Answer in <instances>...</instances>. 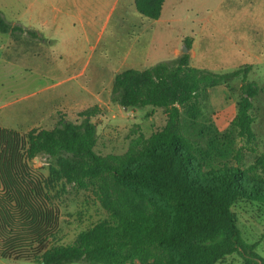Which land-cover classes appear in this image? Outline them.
<instances>
[{"label": "trees", "instance_id": "obj_1", "mask_svg": "<svg viewBox=\"0 0 264 264\" xmlns=\"http://www.w3.org/2000/svg\"><path fill=\"white\" fill-rule=\"evenodd\" d=\"M165 2L134 0V5L141 16L159 20ZM0 33L40 38L1 14ZM185 45L191 50L192 39ZM250 71L244 66L216 74L192 66L191 55L183 53L145 70L117 73L114 103L167 110L164 128L150 137L135 131L123 155L95 151L98 107L79 112V122L61 118L50 129L26 134L0 127V258L35 264H218L244 253L248 264H264L244 240L232 210L238 202L264 206V154L241 167L244 150L257 146L251 112L260 89L248 82ZM236 78H241V98L232 125L245 146L235 154L236 166L215 168L209 154L185 134L183 114L196 121L207 91ZM211 148L222 159L229 155L218 142H211ZM42 156L56 161L49 177L30 164ZM60 180L81 188L99 181L110 218L81 232L73 244L47 248L60 222L49 203V188Z\"/></svg>", "mask_w": 264, "mask_h": 264}, {"label": "rangeland", "instance_id": "obj_2", "mask_svg": "<svg viewBox=\"0 0 264 264\" xmlns=\"http://www.w3.org/2000/svg\"><path fill=\"white\" fill-rule=\"evenodd\" d=\"M0 14L40 36L0 33L1 128L22 134L50 129L61 118L79 122V112L98 107L100 114L93 119L95 151L101 156L123 155L135 131L150 137L164 128L167 110L120 107L111 98L114 76L175 60L185 53V40L191 38L192 49L186 53L196 68L229 74L251 66L247 80L260 89L251 112L257 146L244 150L241 167L264 154V0H167L159 21L141 16L134 0H76V4L53 0L52 6L48 0H0ZM241 84L236 78L209 89L199 102L201 115L196 121L183 114L185 134L209 154L215 168L236 166L235 154L245 146L232 125ZM35 105L43 110L36 116L37 124L28 129L31 123L24 121ZM213 141L229 151L225 159L212 152ZM55 162L42 156L30 164L49 177ZM98 185L99 181L87 188L66 180L52 183L49 203L58 210L60 222L47 248L73 244L81 232L110 218ZM232 210L244 240L264 258V206L238 202ZM248 259L244 253H234L218 264H248ZM0 264L35 263L0 258Z\"/></svg>", "mask_w": 264, "mask_h": 264}, {"label": "crops", "instance_id": "obj_3", "mask_svg": "<svg viewBox=\"0 0 264 264\" xmlns=\"http://www.w3.org/2000/svg\"><path fill=\"white\" fill-rule=\"evenodd\" d=\"M48 1L50 2V5L52 6L53 5V0H48ZM61 1L62 0H57V3H60ZM73 1L76 4V0H73ZM107 18L109 19L110 16H107ZM159 20H156V21H159ZM42 110H43V108L40 105H35V107L33 109L28 110L27 116H26V121H24V122H27V123H31V125L28 126L29 127L28 129L33 128L37 124L36 123L37 122L36 116H38L42 112Z\"/></svg>", "mask_w": 264, "mask_h": 264}, {"label": "water", "instance_id": "obj_4", "mask_svg": "<svg viewBox=\"0 0 264 264\" xmlns=\"http://www.w3.org/2000/svg\"><path fill=\"white\" fill-rule=\"evenodd\" d=\"M186 51H187V48L185 47L184 48V52L186 53ZM125 110H127L128 108H124Z\"/></svg>", "mask_w": 264, "mask_h": 264}]
</instances>
